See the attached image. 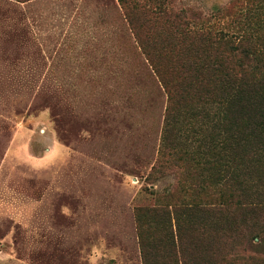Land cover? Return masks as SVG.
Segmentation results:
<instances>
[{"label":"rangeland","instance_id":"1","mask_svg":"<svg viewBox=\"0 0 264 264\" xmlns=\"http://www.w3.org/2000/svg\"><path fill=\"white\" fill-rule=\"evenodd\" d=\"M161 1L195 26L246 9ZM122 11L118 0H0V264H144L138 209L179 203L176 169H152L167 97ZM212 186L185 203L218 207ZM254 242L260 263L264 234Z\"/></svg>","mask_w":264,"mask_h":264},{"label":"trees","instance_id":"2","mask_svg":"<svg viewBox=\"0 0 264 264\" xmlns=\"http://www.w3.org/2000/svg\"><path fill=\"white\" fill-rule=\"evenodd\" d=\"M118 2L167 97L152 169L177 172L168 197L178 205L138 209L143 263L264 264L254 242L264 234V0H244L243 14L224 7L220 27L189 24L161 0ZM204 185L218 188V207L185 203Z\"/></svg>","mask_w":264,"mask_h":264}]
</instances>
